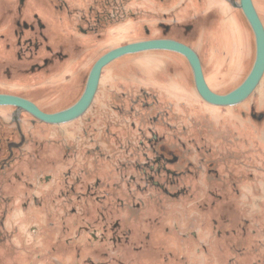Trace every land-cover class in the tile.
<instances>
[{"label": "flooded vegetation", "instance_id": "flooded-vegetation-1", "mask_svg": "<svg viewBox=\"0 0 264 264\" xmlns=\"http://www.w3.org/2000/svg\"><path fill=\"white\" fill-rule=\"evenodd\" d=\"M189 1L0 0V94L27 105L0 103V245L18 237L29 247L38 237L35 246L45 251L33 254L44 264L150 261L165 242L174 250L164 262L264 264V71L233 104L204 99L188 59L166 48L142 50L161 74L152 79H106L116 57L89 79L109 51L172 40L197 54L215 95L234 90L255 59L247 19L241 10L254 43L246 74L216 79L202 47L214 58L217 49L203 30L185 40L195 27L175 16L193 9ZM128 33L141 36L119 42ZM174 59L189 68L191 92L187 77L174 85L158 70L171 69ZM51 69L54 79L37 83L48 97L11 80ZM156 202L161 213H148ZM34 215L42 220L20 223Z\"/></svg>", "mask_w": 264, "mask_h": 264}, {"label": "rangeland", "instance_id": "rangeland-1", "mask_svg": "<svg viewBox=\"0 0 264 264\" xmlns=\"http://www.w3.org/2000/svg\"><path fill=\"white\" fill-rule=\"evenodd\" d=\"M223 0H193L189 1V6L193 7L192 10L188 8V11L179 10L175 13V16L182 22L192 23L195 27V30L188 36L185 40L192 42L191 40L199 31H204V34L207 37V40L212 43V45L217 49L218 56H213V52L208 51V48L202 47L204 55L207 56V61L205 62L206 69L208 73L215 77L216 79L221 80H230L236 79L239 80L241 77H244L248 67L251 63V55L254 50L253 37L248 27L247 22L245 21L241 10L237 8H232L223 4ZM254 6L256 7L258 13L263 16L264 19V0H252ZM132 5V4H131ZM225 5V6H224ZM188 6V7H189ZM211 7H216L215 12H210ZM187 18V19H186ZM125 37L123 40L119 39V42H124L131 40L135 37H140L141 35H131ZM140 34V33H139ZM50 43H53V36H49ZM112 37L109 36V44H111ZM197 40V39H196ZM195 41V40H194ZM197 42H199L197 40ZM96 54L95 52L93 53ZM150 56L148 52L138 51L132 53H126L121 56H117L116 59L111 61L108 66V71L106 72V79H152L155 75H161L159 72H154L150 70L147 66L150 61ZM161 70L162 75H168L173 78L172 82L176 80L182 82L184 77H187V81H183L184 85L188 88V91H192L191 87V73L186 64L178 61L177 59L173 60L171 69L167 70L164 68H158ZM157 70V71H158ZM53 69L49 73L37 72L36 75L30 74L27 75L28 79H11L13 80H25L29 84L28 91L35 98H42L44 96H50V94L45 95L43 89H38V80L40 79H54ZM63 79V77H61ZM151 81V80H150ZM229 84V83H228ZM180 86V85H178ZM51 91V90H50ZM175 91V90H174ZM180 91V90H178ZM176 91V92H178ZM52 92V91H51ZM260 92L264 94V79L261 85ZM165 96V94H163ZM50 98V97H49ZM165 100V99H164ZM165 205V203H162ZM162 206L159 202H156L154 205L149 207L148 213L159 215L161 212H158V207ZM18 214L14 212L13 215ZM35 214V213H33ZM164 213L162 214V216ZM160 217V219L166 218ZM207 217V216H206ZM42 220L38 216L34 215L31 217L25 216L20 222L23 226L28 227V225L33 223H39L38 221ZM165 224V223H164ZM13 242H8L7 244L0 245V264H44L46 260L39 259L35 260V254H43L44 249H38L36 245L40 242L38 237L35 238L33 245L26 247L24 244L20 243L18 237H14ZM168 244V246H167ZM163 243V247H158L156 252L155 260H144L139 259L136 261H131L133 264H177L172 261L164 262L162 261V255L166 250H174L168 242ZM184 244H182L183 248ZM27 252L29 254H27ZM180 253H182L180 251ZM32 254V255H30ZM225 259L221 260V264L225 263ZM205 264H209V259L204 260ZM250 260H238V264H249ZM111 264H116L115 261H111Z\"/></svg>", "mask_w": 264, "mask_h": 264}, {"label": "water", "instance_id": "water-1", "mask_svg": "<svg viewBox=\"0 0 264 264\" xmlns=\"http://www.w3.org/2000/svg\"><path fill=\"white\" fill-rule=\"evenodd\" d=\"M232 3L242 10L245 18L247 19L255 39V59L253 62V65L246 76L245 79H243V82L238 85L234 90H232L230 93H227L225 95H215L208 86L205 83L202 69L200 68V62L198 59L197 54L186 44H181L176 41L172 40H157V41H139V42H133L126 45H123L121 47H118L112 51L107 52L100 58L92 68V71L89 79H98L100 68L103 64L109 62L113 58L117 56H121L126 53H132V52H138L150 48H166L171 49L174 51H177L181 54H183L189 61L190 68L192 69L193 76L195 79L196 87L201 94V96L206 99L207 101L211 103L216 104H233L239 102L242 98H244L247 93L251 92L257 82L259 81L263 71H264V27L262 25V22L258 16V13L256 9H254V4L252 0H239L238 3H235L233 0ZM6 102H13L22 104L25 106V103L18 102L15 98L7 95H1L0 94V103H6ZM27 107V105L25 106ZM29 107V106H28ZM81 107V106H80ZM80 107H73L69 109L68 111L64 112L62 116L58 117H64L71 113H76ZM56 116L51 115L48 118L54 119Z\"/></svg>", "mask_w": 264, "mask_h": 264}]
</instances>
